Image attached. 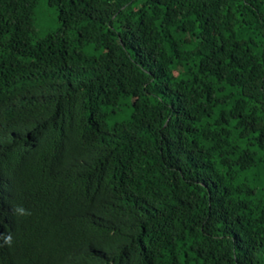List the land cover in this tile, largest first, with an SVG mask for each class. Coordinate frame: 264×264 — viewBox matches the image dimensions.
<instances>
[{
    "label": "trees",
    "instance_id": "obj_1",
    "mask_svg": "<svg viewBox=\"0 0 264 264\" xmlns=\"http://www.w3.org/2000/svg\"><path fill=\"white\" fill-rule=\"evenodd\" d=\"M39 1L0 0V264H264V0Z\"/></svg>",
    "mask_w": 264,
    "mask_h": 264
},
{
    "label": "rangeland",
    "instance_id": "obj_2",
    "mask_svg": "<svg viewBox=\"0 0 264 264\" xmlns=\"http://www.w3.org/2000/svg\"><path fill=\"white\" fill-rule=\"evenodd\" d=\"M36 19L38 20V30L40 37H47L56 33L61 28L60 12L57 7L51 5V0H40ZM246 178L258 190H264V168L260 167L247 173Z\"/></svg>",
    "mask_w": 264,
    "mask_h": 264
},
{
    "label": "clouds",
    "instance_id": "obj_3",
    "mask_svg": "<svg viewBox=\"0 0 264 264\" xmlns=\"http://www.w3.org/2000/svg\"><path fill=\"white\" fill-rule=\"evenodd\" d=\"M13 211H14V213H16L18 215H31V212L29 210H26L22 206L15 207ZM0 239H3L4 244L11 246V244H12L11 234L0 233ZM0 246H2V245H0Z\"/></svg>",
    "mask_w": 264,
    "mask_h": 264
}]
</instances>
